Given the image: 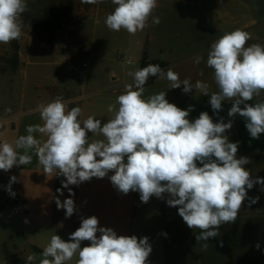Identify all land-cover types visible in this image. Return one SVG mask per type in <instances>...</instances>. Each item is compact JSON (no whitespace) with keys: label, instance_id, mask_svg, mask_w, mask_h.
<instances>
[{"label":"clouds","instance_id":"9594fccd","mask_svg":"<svg viewBox=\"0 0 264 264\" xmlns=\"http://www.w3.org/2000/svg\"><path fill=\"white\" fill-rule=\"evenodd\" d=\"M101 2L82 0L87 4ZM112 3L116 7L105 19L112 31L123 29L134 35L143 31L150 19L152 24L161 22L153 16L157 0ZM26 10L27 0H0V43L21 37L20 18ZM250 39L247 31L236 29L211 44L206 64L213 69L219 89L211 94L204 82L198 80L193 85L188 79L181 81L171 68L165 71L159 64H149L129 73L134 83L126 84L116 103L108 106V112L114 115L106 122L92 115L81 120L82 109H69L62 97L38 105L42 124L28 125L27 134L19 136L14 144L0 142V170L7 172L14 166L27 165L32 161L30 153H34L45 174L55 171L65 177L62 187L68 188L69 197L63 202L57 197L55 202L58 209L65 210L66 218L76 211L71 198L75 194L69 185L102 179L112 172L108 178L120 193L139 192L144 203L167 195V205L178 208V215L189 229H199L195 240L203 242L201 247L207 250L208 241L220 236V227L237 220L248 190L256 184L264 186V178H254L245 167L251 163L249 158H237L238 142H230L225 134L232 128L231 120L214 122L203 111L190 121L191 107L181 109L170 103L164 91L145 99L144 86L150 77H159L170 82L169 89L183 85L184 93L199 90L210 96L209 103L216 113L222 110V102L230 101L228 116L239 114L250 136L259 139L264 133V103L248 102L264 92V45L249 44ZM201 59L202 55L194 57L197 64ZM35 133L46 139L42 142ZM16 180L12 176L7 186L13 197L11 185ZM57 192L63 194L61 189ZM248 199L255 204L259 197ZM83 241L89 244L81 247ZM151 251L147 236L118 235L110 227H101L93 215L81 217L80 226L67 241L52 235L39 264H67L74 256H78L76 264H148ZM36 260V253L26 258L27 264Z\"/></svg>","mask_w":264,"mask_h":264},{"label":"crops","instance_id":"0c3cea01","mask_svg":"<svg viewBox=\"0 0 264 264\" xmlns=\"http://www.w3.org/2000/svg\"><path fill=\"white\" fill-rule=\"evenodd\" d=\"M157 5L153 16H158L161 22L152 24L150 19L145 36L136 38L138 65L132 66L131 61H124L118 50H114L108 57L95 55L94 64L87 75L80 78L81 82L74 79L77 84L75 94L64 100L69 109L73 101H77V107L82 109L81 120L89 115L102 122L112 118L114 113L108 112V106L116 103V97L126 84L134 83L129 73L139 69L145 47L150 60L168 62L165 71L171 68L179 74L181 81L188 79L193 85L198 80L204 82L209 85L211 94L219 91L213 69L206 64L213 42L226 32L240 29L251 35L249 44L264 45V0H157ZM102 24L106 26L104 22L95 21L90 28L94 30ZM197 55H202L199 64L194 61ZM74 56L70 51L65 52L64 61ZM16 74V70L0 72V83L4 85V98L0 97V142L13 144L19 136L27 134L28 125L42 124L38 107L31 106L30 84L27 85L28 97L25 84L22 98L16 100ZM101 77L103 82L99 83ZM86 78L95 82L87 87ZM53 79L59 80L57 76ZM144 87L145 99L164 91L170 103L181 109L191 107L190 121L203 111L208 112L214 122L221 118L226 123L231 120L232 128L225 134L230 142H238L237 158H249L251 163L245 167L254 178H264V133L259 139H253L243 117L239 114L229 117L230 101L222 102V110L216 113L209 103L210 96L199 90L184 93L183 85L169 89L170 82L159 77ZM248 103H264V92ZM34 135L42 142L46 139L42 134ZM30 154L31 163L14 166L7 172L0 171V264H8L14 257L26 262L31 253L37 254L34 264H39L42 252H36L34 247L42 251L55 234L67 241L80 226L81 217L93 215L101 227H110L118 235L147 236L152 247L148 264H264V191H261L264 186L260 184L248 190V198L259 197L258 202L250 204V199L246 198L237 220L222 225L220 236L210 239L208 249L203 250V242L195 240L199 229L187 227L178 215V208L167 205V195L164 199L152 197L144 203L139 192L120 193L108 178L114 174L112 172L102 179L92 178L78 186L69 185L75 194L71 198L76 211L66 218L65 210L58 209L55 202L57 197L61 202L69 197L68 188L62 187L65 177L56 175L55 171L45 174L37 156ZM12 176L17 178L11 185L14 197L7 191ZM87 244L88 241H83L81 247ZM77 259L78 256H74L67 264H76Z\"/></svg>","mask_w":264,"mask_h":264},{"label":"rangeland","instance_id":"374dc122","mask_svg":"<svg viewBox=\"0 0 264 264\" xmlns=\"http://www.w3.org/2000/svg\"><path fill=\"white\" fill-rule=\"evenodd\" d=\"M38 0H27L29 5ZM59 1V0H57ZM66 4L65 15L61 16L60 27L50 36L39 37L25 23L22 18V35L17 41L19 64L16 74V100L19 101L24 94L28 97L27 85H31V106L38 107L46 104L56 97L63 99L71 98L75 94L77 84L75 78L81 82V77L87 75V71L94 64L95 55L108 57L114 50L122 56L124 61H131L136 66L139 56V47L136 38L145 36L146 28L136 34H129L126 31L119 32L110 30L107 26L100 25L92 30L93 22L105 23L106 16L116 7L112 0H103L97 4L82 3V0H60ZM31 7V6H30ZM128 33V34H127ZM0 43V72L3 69L9 70L7 62L12 56L11 43ZM72 52L74 57L64 61V53ZM87 67H83V63ZM103 66V65H102ZM103 70V69H101ZM5 71V70H4ZM57 76L59 80L53 79ZM101 77L99 83L103 82ZM91 80V81H90ZM85 86H91L93 79L86 78ZM4 85L0 83V97H3ZM77 107V101H73Z\"/></svg>","mask_w":264,"mask_h":264},{"label":"trees","instance_id":"16d2710c","mask_svg":"<svg viewBox=\"0 0 264 264\" xmlns=\"http://www.w3.org/2000/svg\"><path fill=\"white\" fill-rule=\"evenodd\" d=\"M37 4L40 6L36 7V4L33 3L29 5L27 3V10L22 14V20L28 24V26L37 34L39 37L44 38L46 34L50 36L53 35V32L58 29L61 25L59 19L66 12V4L63 1L57 0H38ZM31 6V7H30ZM147 44V42H146ZM12 46V56L7 59V62L10 64L9 70L15 71L17 70L19 64V56H18V43L17 41H13L11 43ZM149 64H159L162 69H166L168 67V62L154 59L150 60L147 55L146 47L143 50L139 68H143ZM6 68L3 69V71ZM156 77H150L147 81L146 85H150ZM145 85V86H146ZM74 107L73 104L70 105V109ZM3 171V170H0ZM36 252H42L37 247L33 248ZM8 264H27V262L23 261L20 257H14L10 259Z\"/></svg>","mask_w":264,"mask_h":264},{"label":"built area","instance_id":"2783aa9c","mask_svg":"<svg viewBox=\"0 0 264 264\" xmlns=\"http://www.w3.org/2000/svg\"><path fill=\"white\" fill-rule=\"evenodd\" d=\"M82 66H83V67H85V66H86V64H85V63H83V64H82Z\"/></svg>","mask_w":264,"mask_h":264}]
</instances>
